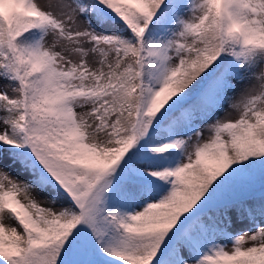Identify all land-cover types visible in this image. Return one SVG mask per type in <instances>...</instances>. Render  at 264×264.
I'll use <instances>...</instances> for the list:
<instances>
[{"label": "snow or ice", "instance_id": "obj_1", "mask_svg": "<svg viewBox=\"0 0 264 264\" xmlns=\"http://www.w3.org/2000/svg\"><path fill=\"white\" fill-rule=\"evenodd\" d=\"M0 81V264H264V0H0Z\"/></svg>", "mask_w": 264, "mask_h": 264}, {"label": "rangeland", "instance_id": "obj_2", "mask_svg": "<svg viewBox=\"0 0 264 264\" xmlns=\"http://www.w3.org/2000/svg\"><path fill=\"white\" fill-rule=\"evenodd\" d=\"M4 83H5L4 81H0V89H2ZM233 115L235 116L236 114H233ZM205 136H207V133H205ZM4 223H5L6 227H7L9 224H12V223H14V222H11V221H8V220H5ZM218 242H219V241H218ZM226 243H227V242H226ZM229 246H230V244H229Z\"/></svg>", "mask_w": 264, "mask_h": 264}]
</instances>
